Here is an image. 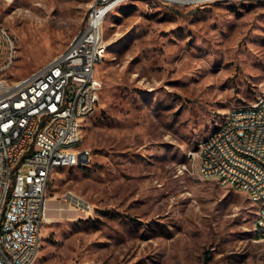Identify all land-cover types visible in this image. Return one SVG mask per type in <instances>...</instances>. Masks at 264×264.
I'll use <instances>...</instances> for the list:
<instances>
[{
    "label": "rangeland",
    "instance_id": "rangeland-1",
    "mask_svg": "<svg viewBox=\"0 0 264 264\" xmlns=\"http://www.w3.org/2000/svg\"><path fill=\"white\" fill-rule=\"evenodd\" d=\"M92 4L0 0L14 44L12 57L0 33V76L65 50ZM103 43L99 103L81 125L90 157L55 170L36 264H264L247 195L179 170L230 110L264 97V0H129Z\"/></svg>",
    "mask_w": 264,
    "mask_h": 264
},
{
    "label": "built area",
    "instance_id": "built-area-1",
    "mask_svg": "<svg viewBox=\"0 0 264 264\" xmlns=\"http://www.w3.org/2000/svg\"><path fill=\"white\" fill-rule=\"evenodd\" d=\"M128 1L93 0L84 28L65 50L25 76H0V264H36L55 170L90 157L80 148L81 125L102 90L96 67L105 52L103 23ZM0 33L13 57V40L1 27ZM179 170L245 193L256 207L255 236L264 239V97L230 110Z\"/></svg>",
    "mask_w": 264,
    "mask_h": 264
},
{
    "label": "crops",
    "instance_id": "crops-1",
    "mask_svg": "<svg viewBox=\"0 0 264 264\" xmlns=\"http://www.w3.org/2000/svg\"><path fill=\"white\" fill-rule=\"evenodd\" d=\"M74 199V198H73ZM75 200V199H74ZM76 201V200H75ZM50 200H48L47 201V203H48V207H47V210H46V207H45V215H46V212L48 213V215H46V219L49 221V222H51L52 221V218H51V214H52V211H53V208H52V206L50 205ZM76 202H78V201H76ZM78 204H79V202H78ZM62 210V206H57V211L58 210ZM39 255H40V253H38V256H37V259L39 258Z\"/></svg>",
    "mask_w": 264,
    "mask_h": 264
},
{
    "label": "bare ground",
    "instance_id": "bare-ground-1",
    "mask_svg": "<svg viewBox=\"0 0 264 264\" xmlns=\"http://www.w3.org/2000/svg\"><path fill=\"white\" fill-rule=\"evenodd\" d=\"M181 1H182V2H187V1H189V0H181ZM73 198H74L76 201H78L79 204H80L81 206H83V207H85V208H88V207H89L83 199H81V198H77V197H75V196H73ZM76 201H75V202H76Z\"/></svg>",
    "mask_w": 264,
    "mask_h": 264
}]
</instances>
